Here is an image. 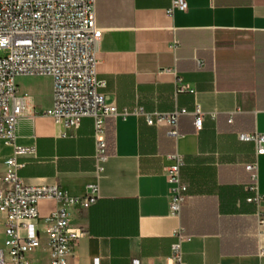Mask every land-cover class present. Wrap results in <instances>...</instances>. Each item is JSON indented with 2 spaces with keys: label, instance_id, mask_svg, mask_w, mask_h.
Listing matches in <instances>:
<instances>
[{
  "label": "crops",
  "instance_id": "obj_1",
  "mask_svg": "<svg viewBox=\"0 0 264 264\" xmlns=\"http://www.w3.org/2000/svg\"><path fill=\"white\" fill-rule=\"evenodd\" d=\"M186 11L168 12L170 0H97L102 29L98 74L120 111L143 106L151 115L197 105L179 119L180 137L143 115L109 120L111 156L99 181L100 198L72 209L71 225L84 236L69 264H167L176 233L187 264H264V153L238 133L264 132V0H186ZM181 80V82L179 81ZM182 86L184 87L183 89ZM26 96L18 124L26 153L20 176L28 184H59L76 197L96 181L94 119L67 129L45 114L49 92ZM232 119V122H230ZM184 156L187 198L179 216L170 210L169 156ZM13 148L0 140V185ZM258 163V205L250 198ZM57 208L38 203L39 225ZM36 264H49L47 236L40 233Z\"/></svg>",
  "mask_w": 264,
  "mask_h": 264
},
{
  "label": "built area",
  "instance_id": "obj_2",
  "mask_svg": "<svg viewBox=\"0 0 264 264\" xmlns=\"http://www.w3.org/2000/svg\"><path fill=\"white\" fill-rule=\"evenodd\" d=\"M170 2V14L188 8L186 0ZM96 4L97 0H0V140L13 148L0 185V226L4 224L5 235L0 264H36L27 254L41 246V232L47 236L49 264H69L72 246L84 236L81 228L71 225L72 209H88L100 198L99 181L111 156L109 120L143 115L151 125L168 124L170 135L179 138L180 117L192 114L196 128H202L199 105L192 112L178 108L151 115L143 106L120 111L115 102L108 101L103 91L106 81L98 74L102 29L97 23ZM43 75L51 76L54 82L53 106L45 114L67 129L78 128L84 118L94 119L96 181L88 185L83 197L71 195L57 183L28 184L20 176L24 163L19 159L26 149L17 142L18 124L28 105L26 96L19 94L17 78ZM238 137L253 141L257 153H264V132H240ZM169 159L164 175L170 184V210L179 216L188 190L182 179L185 159L179 152ZM247 169L253 181L250 188L256 192L249 200L260 205L258 163ZM42 199L56 201L57 208L43 217L40 227L38 203ZM259 222L264 224V214H260ZM190 239L183 229L176 233L167 264H187L183 244ZM131 264L140 262L133 260Z\"/></svg>",
  "mask_w": 264,
  "mask_h": 264
},
{
  "label": "rangeland",
  "instance_id": "obj_3",
  "mask_svg": "<svg viewBox=\"0 0 264 264\" xmlns=\"http://www.w3.org/2000/svg\"><path fill=\"white\" fill-rule=\"evenodd\" d=\"M53 78L51 76H26L18 77L17 84L19 87V94H29L36 99V95L49 92L53 86ZM4 222V221H3ZM5 243L4 224L0 226V245ZM29 258L36 260V251L29 252Z\"/></svg>",
  "mask_w": 264,
  "mask_h": 264
}]
</instances>
